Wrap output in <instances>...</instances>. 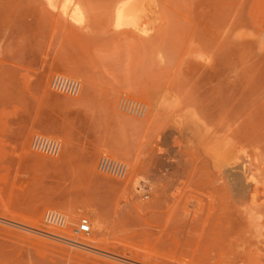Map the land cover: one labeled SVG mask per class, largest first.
<instances>
[{"label": "rangeland", "instance_id": "rangeland-1", "mask_svg": "<svg viewBox=\"0 0 264 264\" xmlns=\"http://www.w3.org/2000/svg\"><path fill=\"white\" fill-rule=\"evenodd\" d=\"M58 1L0 0V264H264V0H159L166 28L152 45L115 29L118 0H80L82 24ZM161 50L164 68L153 60ZM55 76L81 92H56ZM171 94L196 105L182 111ZM141 103L145 118L133 112ZM224 118L241 133L226 145L244 172L234 190L216 164H196ZM35 137L58 141L59 155L35 151ZM173 148L199 159L164 171L159 160L178 165ZM102 156L145 189L100 174ZM50 210L67 225L45 224ZM82 218L91 233L74 237Z\"/></svg>", "mask_w": 264, "mask_h": 264}, {"label": "bare ground", "instance_id": "bare-ground-1", "mask_svg": "<svg viewBox=\"0 0 264 264\" xmlns=\"http://www.w3.org/2000/svg\"><path fill=\"white\" fill-rule=\"evenodd\" d=\"M58 1V0H57ZM84 5H82V3L80 2V0H60L56 3V7L62 12L65 14L66 18H68L69 20H72L74 22H77L79 24H82L84 22V20L86 19L85 18V14L86 12L84 11ZM166 20V18L163 17V13H162V10H161V3L159 2V0H118L117 4H116V7H115V11H114V15H113V21H114V26H115V29L120 33L122 34V37L124 39V36L128 39V41H135V42H140L142 43V45H147L148 43H150V45H152L156 40H157V36L159 35V32H161L163 30V28H166L165 27V23L164 22ZM164 22V23H163ZM168 23V22H167ZM168 25V24H167ZM161 34V33H160ZM124 35V36H123ZM126 39V40H127ZM142 41V42H141ZM157 41H160V40H157ZM156 41V43H157ZM155 43V44H156ZM162 43V42H161ZM158 45V44H157ZM155 45V46H157ZM159 45H161L159 43ZM158 45V46H159ZM154 46V45H153ZM154 56V55H153ZM149 58V57H148ZM148 61H150V59H148ZM168 58L166 57V54L161 51H157L156 52V55H155V58L153 57V60L157 61L158 64L160 65H163V67L161 68H164V64L166 65V62H168L167 60ZM152 61H150L151 63ZM154 64V63H153ZM157 64V65H158ZM156 65V66H157ZM196 73V72H195ZM204 74V72H203ZM220 75V74H219ZM196 76L197 79L199 80L200 76H202V74H195L192 76V78ZM205 76V75H204ZM219 78V77H218ZM188 80V78H187ZM197 80V82H198ZM194 82V81H193ZM200 82V80H199ZM209 83V82H208ZM186 84V83H184ZM188 84V83H187ZM200 84V83H199ZM89 85V84H88ZM193 85V84H192ZM197 87H198V84H196ZM194 85L193 87L195 88ZM182 86V85H181ZM188 87V86H187ZM207 87V86H205ZM209 87V86H208ZM220 87V86H219ZM168 88V87H167ZM224 88V87H223ZM211 89V87L209 88ZM188 90V89H187ZM206 90V89H205ZM178 91V90H177ZM182 91V90H181ZM207 91V90H206ZM205 91V92H206ZM224 91V89H223ZM81 92V90H80ZM208 93V91H207ZM213 93V92H212ZM181 94V92H180ZM203 94V93H202ZM206 94V93H205ZM172 95V99L174 98V94H171ZM177 95V94H176ZM191 95V94H190ZM193 95V94H192ZM204 96V95H202ZM183 98V97H182ZM211 99V98H210ZM209 99V100H210ZM213 99V98H212ZM212 99L210 100L212 102ZM230 99V98H229ZM197 100V99H196ZM175 105L170 104L172 106H175V107H179L180 110L182 111H185V112H191L190 108L195 104V100L192 99L191 97L187 96V101H188V104L186 106H184L185 103L187 102H182L180 101V99L178 98H175V100L173 99ZM225 101V100H224ZM172 102V100H171ZM192 102L194 103L192 105ZM205 102V101H204ZM166 103V102H165ZM170 103V101H169ZM191 103V104H190ZM231 103V102H230ZM192 105V106H191ZM196 105V104H195ZM202 105V104H201ZM220 105V104H218ZM165 106V105H164ZM171 106V107H172ZM204 106V105H203ZM215 106V105H214ZM213 106V107H214ZM137 107H139V109H136ZM217 107V106H216ZM136 108L134 109L133 111V108L131 109V113L132 111L142 117H147L150 113V106L147 104V103H141V104H137L136 105ZM206 108V107H205ZM223 108H224V105H223ZM122 109V108H121ZM129 109V108H128ZM199 109V108H198ZM203 109V108H202ZM215 109V108H214ZM200 110V109H199ZM207 110V109H206ZM205 110V111H206ZM222 110V109H221ZM128 112H130L128 110ZM170 112H171V109H170ZM209 112V111H208ZM178 113V112H177ZM210 113V112H209ZM216 113V112H215ZM220 113H224L223 111H221ZM201 114V113H200ZM221 114V115H222ZM230 115V113H228ZM156 115V114H155ZM170 115V114H169ZM168 115V116H169ZM211 115V113H210ZM220 115V116H221ZM228 115V117H229ZM182 116V114H181ZM196 116V115H195ZM208 116V115H207ZM219 116V117H220ZM225 116V113L224 115ZM232 116V115H230ZM203 117V116H202ZM210 117V116H208ZM131 118V117H130ZM193 118V117H191ZM213 118H215L213 116ZM149 119V118H148ZM188 119V118H187ZM186 119V120H187ZM239 121H240V118H238ZM211 120V119H210ZM209 120V122H210ZM228 120H231V118H224L222 119L221 121V125L218 124L219 120L217 119L216 121L218 122L217 124L220 125L219 129L220 131L218 136L215 137L213 140L210 141H207V144L205 145L204 147V150H203V161H201V164L196 163L198 164L199 166L202 165V163H212V164H216L215 165V168H217V172H218V183L221 184V187L223 189H227L229 188V190H234V188L237 189V186L238 187H241L243 186V183H244V172H240L237 170V168L234 165V163L232 162L231 160V156L229 155V153H232V152H229L227 151L226 149V145L227 143L230 144V142L232 141L233 142V139H234V143H235V139L237 137V135L241 134L239 133V129H234L232 128L233 126L229 125L230 127L227 128V123H228ZM142 121V120H141ZM214 121V119H213ZM212 121V122H213ZM214 121V123L216 122ZM238 121V120H237ZM242 121V120H241ZM211 123V122H210ZM240 123V122H239ZM210 125V124H209ZM191 126V125H190ZM211 126V125H210ZM214 126V125H213ZM192 127V126H191ZM209 127V126H208ZM212 127V126H211ZM237 127V126H236ZM218 128V126H217ZM216 129V128H215ZM217 132V129L214 130V133ZM241 132V131H240ZM239 133V134H238ZM213 134V133H212ZM256 134V133H255ZM214 135V134H213ZM213 135H211V138L213 137ZM201 136V135H200ZM254 136V135H253ZM256 137L258 138V136L256 135ZM207 139V140H208ZM239 139V138H238ZM236 139V140H238ZM243 140V139H242ZM255 140V139H254ZM249 141V140H248ZM259 141V140H258ZM257 141V142H258ZM204 142V141H203ZM240 142V141H239ZM239 142L237 141V143L239 144ZM256 142V143H257ZM205 143V142H204ZM236 143V145H237ZM232 145V143H231ZM249 145V144H248ZM255 145V143H254ZM202 146V145H201ZM230 145H228L229 147ZM243 146V145H242ZM257 146V145H256ZM260 146V145H259ZM234 147V146H233ZM245 147V146H244ZM250 147V145H249ZM188 148V147H187ZM186 148V149H187ZM248 148V147H247ZM236 149V148H235ZM252 149V147H251ZM257 149V148H256ZM233 150V148H232ZM261 150V149H260ZM236 151V150H235ZM176 151V148H173L171 151H170V154L174 155V154H177L178 156V162H177V166L175 167L172 163H169V162H166L164 160H159V163L160 165L162 166L163 170H171V169H176V172L178 174H180V172H183L186 170V172L189 170V168H191L190 165H194L195 163V160L197 159H194V155L193 154H189L187 152H185L184 150H181L179 152ZM167 154V153H166ZM201 154V153H200ZM258 155V154H257ZM261 155V154H260ZM202 156V155H201ZM259 156V155H258ZM246 157V156H245ZM251 158V157H250ZM260 158V157H259ZM157 159V158H156ZM199 159V157H198ZM197 159V161H198ZM246 159V158H245ZM258 159V158H257ZM237 160V159H236ZM196 161V162H197ZM175 163V162H174ZM263 163V162H262ZM136 164V163H135ZM195 164V166H197ZM204 165V164H203ZM136 165H134L135 167ZM160 166V167H161ZM194 166V167H195ZM207 166V165H206ZM211 166V165H210ZM245 166V164H244ZM243 167V166H242ZM241 167V168H242ZM256 167V165H255ZM195 169V168H194ZM244 169V167L242 168ZM259 169V168H258ZM135 170V169H133ZM237 170V171H236ZM246 170V169H245ZM209 171V170H208ZM212 171V170H211ZM244 171V170H243ZM189 173V172H188ZM210 173V172H209ZM246 173V172H245ZM196 174V173H195ZM174 175V174H173ZM208 175V174H207ZM177 175L175 174L174 177H176ZM179 176V175H178ZM187 176V175H186ZM209 176V175H208ZM154 177V176H153ZM211 177V176H210ZM128 178V181L130 184H132V186H134L136 188L137 186V190L139 191L140 189H145V185L147 183V180L146 179H140V177H138L136 174L132 173L129 171V168H128V174H127V177L123 180L125 181L126 179ZM167 178V177H166ZM257 178V177H256ZM161 179H164L161 178ZM179 179V178H178ZM191 179V178H190ZM254 179V178H253ZM169 180V179H168ZM166 179V181H168ZM256 180V179H255ZM254 180V181H255ZM258 180V179H257ZM198 182V181H197ZM167 183V182H166ZM165 183V184H166ZM172 183V182H171ZM174 183V182H173ZM172 183V184H173ZM157 184V183H156ZM181 184V183H180ZM256 184V182H255ZM258 184V183H257ZM256 184V186H257ZM178 185V183H177ZM191 187V186H190ZM171 190V188L168 187V190ZM179 189V188H178ZM239 190V189H238ZM167 191V190H166ZM172 191V190H171ZM140 192V191H139ZM162 192V191H161ZM164 192V191H163ZM169 192V191H168ZM167 192V193H168ZM177 194V193H176ZM189 195V194H188ZM193 195V194H192ZM180 197V196H179ZM187 197V195H186ZM185 197V198H186ZM191 197V196H190ZM196 197V196H195ZM184 198V199H185ZM189 198V197H188ZM190 199V198H189ZM253 202V201H252ZM240 206V205H239ZM235 208V207H234ZM237 208V207H236ZM243 208V207H242ZM182 209V208H181ZM240 210V209H239ZM200 211V210H199ZM244 211V210H243ZM245 212V211H244ZM74 217L71 218L72 221H74L76 219V215L75 213H73ZM198 214V213H197ZM197 214H191L188 218L189 220L191 221H197L199 218L197 216ZM201 214V213H200ZM36 216V215H35ZM78 216V215H77ZM244 217V216H243ZM67 218V216H66ZM67 222H68V218H67ZM91 223V222H90ZM67 225V223H66ZM95 226H98L99 228V234L102 233V230H103V222L101 221H97V225ZM95 226L93 225V231H94V228ZM57 228H60V227H57ZM92 229V227H91ZM97 229V228H96ZM72 232V231H71ZM60 238H64V237H60ZM83 241V240H82ZM85 242V243H84ZM83 243H79L74 241L75 244L77 245H82L84 247H88L94 243H96V238H88V239H85Z\"/></svg>", "mask_w": 264, "mask_h": 264}, {"label": "built area", "instance_id": "built-area-1", "mask_svg": "<svg viewBox=\"0 0 264 264\" xmlns=\"http://www.w3.org/2000/svg\"><path fill=\"white\" fill-rule=\"evenodd\" d=\"M51 86L56 92L69 96H77L81 90V83L78 80L63 76H55L52 80ZM32 148L40 153L50 156H58L61 151V144L56 140L44 137H35L32 142ZM97 170L102 175L122 181L127 177L128 165L123 161H119L108 156H102L98 161ZM43 220L47 225L60 228L65 227L67 223L65 214L53 210L47 211ZM90 233L91 223L87 218H82L71 232L74 237L89 235Z\"/></svg>", "mask_w": 264, "mask_h": 264}]
</instances>
